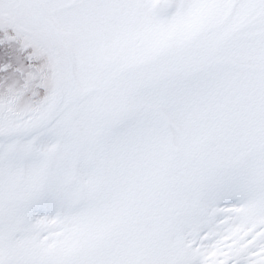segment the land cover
<instances>
[{
  "label": "snow or ice",
  "instance_id": "1",
  "mask_svg": "<svg viewBox=\"0 0 264 264\" xmlns=\"http://www.w3.org/2000/svg\"><path fill=\"white\" fill-rule=\"evenodd\" d=\"M0 264H264V0H0Z\"/></svg>",
  "mask_w": 264,
  "mask_h": 264
}]
</instances>
